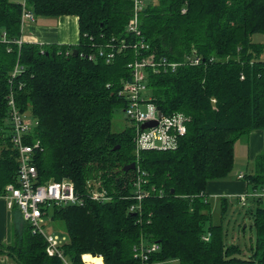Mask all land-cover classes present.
Returning <instances> with one entry per match:
<instances>
[{
    "label": "trees",
    "instance_id": "obj_1",
    "mask_svg": "<svg viewBox=\"0 0 264 264\" xmlns=\"http://www.w3.org/2000/svg\"><path fill=\"white\" fill-rule=\"evenodd\" d=\"M23 1L0 0V195L18 184L12 92L19 110L37 122L28 141H40L34 155L40 182L69 179L84 203L46 208L65 226L62 256L49 255L45 238L24 221L12 244H0V254L18 264H84L85 254L104 264H135L143 242L160 246L150 264H264V197L257 195L264 191V152L256 173L246 176L253 192L238 199L258 204L249 257L224 244L206 192L210 181L232 171L239 138L255 130L264 137V45L252 39L264 32V0L146 1L138 32L127 31L134 0H25L37 17L77 16L74 45L18 44ZM144 57L156 63L146 74L160 111L188 117L174 149L137 153L134 126L112 131L115 112L127 106L121 91L131 81L128 65ZM131 163L135 168L125 171ZM99 184L107 199L94 201L88 193ZM139 188L147 196L131 211Z\"/></svg>",
    "mask_w": 264,
    "mask_h": 264
},
{
    "label": "built area",
    "instance_id": "obj_2",
    "mask_svg": "<svg viewBox=\"0 0 264 264\" xmlns=\"http://www.w3.org/2000/svg\"><path fill=\"white\" fill-rule=\"evenodd\" d=\"M144 6V0H134V17L128 25V32H138V11ZM26 20L34 21L35 14L27 7L24 0L22 22ZM1 39L6 40L4 34ZM17 43L21 44L22 41L17 40ZM113 56V53H108L106 58L109 61ZM151 61V58L144 57L141 60L130 63L128 66L132 70L131 81L125 83L121 91L127 102V106L124 109L125 114L135 128L137 153L144 149H174L178 145L181 136L187 131L188 117L184 114L165 115L162 113V116H159L161 111L150 96L147 85L146 68L149 65L156 66V63ZM199 61L200 59L196 57L191 59L193 64H198ZM164 65L171 69L177 66L175 63H164ZM17 73L18 68L16 67L12 75L15 76ZM8 105L10 108L9 118L12 123L11 141L18 150V184L6 186L5 192L0 196L5 198L8 208L17 207L20 210L23 221L31 226L32 233H39L45 238L47 243L46 251L49 255L57 254L62 256L59 249V239L52 234L44 232V218L47 216L46 208L53 204L65 206L70 204L82 205L84 199L76 192L74 183L69 179L40 182L37 167L34 164L35 151L39 148L40 141H33L32 144H29L30 141H28L31 138L33 123L36 125L37 122L30 121L19 110L12 92L8 99ZM153 121L157 122L155 126L142 128L143 124ZM97 186L96 189L89 190V198L94 201L106 200V190L101 191V184ZM257 195L264 196V191L260 194L257 193ZM146 196L147 194L142 193L139 188V192L135 196L138 205H133L131 211L140 208L141 202ZM246 197L247 195L242 196L241 200L244 201ZM159 247L158 243L146 245L142 242L134 255L137 258L135 264H150V254L159 250Z\"/></svg>",
    "mask_w": 264,
    "mask_h": 264
},
{
    "label": "crops",
    "instance_id": "obj_3",
    "mask_svg": "<svg viewBox=\"0 0 264 264\" xmlns=\"http://www.w3.org/2000/svg\"><path fill=\"white\" fill-rule=\"evenodd\" d=\"M79 32V20L74 15L38 16V18L35 16L34 21L26 20L21 24V36L25 42L74 45L79 41ZM239 143L242 149L240 158L236 149ZM263 152L264 137L261 130L252 131L239 138L234 143L232 171L225 178L208 183L206 192L209 201L210 198L220 201L222 207L223 202L250 195L253 189L246 176L256 173V158ZM24 227L19 209L8 208L5 198L0 196V244H12L15 234L20 233ZM0 264L18 263L10 256L0 254Z\"/></svg>",
    "mask_w": 264,
    "mask_h": 264
},
{
    "label": "rangeland",
    "instance_id": "obj_4",
    "mask_svg": "<svg viewBox=\"0 0 264 264\" xmlns=\"http://www.w3.org/2000/svg\"><path fill=\"white\" fill-rule=\"evenodd\" d=\"M146 1L147 3L156 2V0ZM252 39L254 42L264 45V32L255 34ZM19 40L22 42L24 41L22 36ZM25 115L28 116L26 113ZM28 119L32 122L34 121L31 116H28ZM131 126L133 125L131 121L127 119L124 108L117 110L112 119V131L119 132L124 130L126 127ZM240 145L241 143H239V146L236 148L239 158L242 155V149ZM210 202L212 222L214 224H222L224 244L227 246H238L241 251V257H249L252 250L251 248L255 246L257 237L254 227V212L258 204L254 203L252 200H246V204L242 205L237 198H234L229 201V205L226 207L225 211H223L221 209L220 201L210 198ZM52 214L53 213L51 210L49 216H45L44 218V232L47 234H52L57 237L60 242H64L67 240L65 226L60 220L53 221L51 219ZM154 264L180 263L177 260H167L158 261Z\"/></svg>",
    "mask_w": 264,
    "mask_h": 264
},
{
    "label": "water",
    "instance_id": "obj_5",
    "mask_svg": "<svg viewBox=\"0 0 264 264\" xmlns=\"http://www.w3.org/2000/svg\"><path fill=\"white\" fill-rule=\"evenodd\" d=\"M77 54H78L77 49H74V50H73V56H77ZM159 116H160V117L162 116V112H159ZM156 124H157L156 121H153V122H147V123L143 124L142 128L145 129V128H147V127L155 126ZM135 166H136L135 163L128 164V165H126V166L124 167V170H125V171H128V170H130V169H134Z\"/></svg>",
    "mask_w": 264,
    "mask_h": 264
},
{
    "label": "bare ground",
    "instance_id": "obj_6",
    "mask_svg": "<svg viewBox=\"0 0 264 264\" xmlns=\"http://www.w3.org/2000/svg\"><path fill=\"white\" fill-rule=\"evenodd\" d=\"M82 260L86 264H104L102 257H93L90 254H85L82 256Z\"/></svg>",
    "mask_w": 264,
    "mask_h": 264
}]
</instances>
